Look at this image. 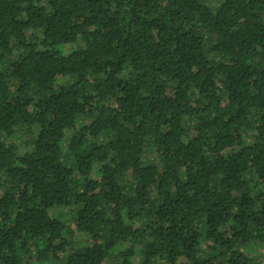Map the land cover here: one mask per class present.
Returning a JSON list of instances; mask_svg holds the SVG:
<instances>
[{"label": "trees", "instance_id": "obj_1", "mask_svg": "<svg viewBox=\"0 0 264 264\" xmlns=\"http://www.w3.org/2000/svg\"><path fill=\"white\" fill-rule=\"evenodd\" d=\"M256 241L264 0H0V264H262Z\"/></svg>", "mask_w": 264, "mask_h": 264}, {"label": "rangeland", "instance_id": "obj_2", "mask_svg": "<svg viewBox=\"0 0 264 264\" xmlns=\"http://www.w3.org/2000/svg\"><path fill=\"white\" fill-rule=\"evenodd\" d=\"M82 46L83 42L79 41L77 44H75V46ZM71 78H64L63 83L66 82H70ZM149 156L152 158V153H149ZM75 208L73 207H64V208H59V207H54L51 210L52 214H57V215H61L60 218H62L63 220L66 219L68 220L69 218L71 219L72 215H74L75 213ZM69 240L72 242L73 246L75 248H81V247H85L88 244V238L89 235L87 233H82L79 232L77 230H71V232L69 234H67ZM128 247V243H123L117 246V248L115 249V252H120L124 249H126ZM245 250L250 253V254H254L256 257H258L261 260V263L264 264V246L256 241L251 243L249 246L245 247ZM28 264H66L65 262H60V261H46V262H39V261H32L29 262Z\"/></svg>", "mask_w": 264, "mask_h": 264}]
</instances>
